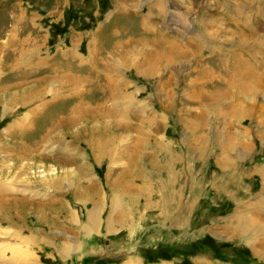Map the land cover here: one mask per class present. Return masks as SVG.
Listing matches in <instances>:
<instances>
[{"label": "rangeland", "instance_id": "rangeland-1", "mask_svg": "<svg viewBox=\"0 0 264 264\" xmlns=\"http://www.w3.org/2000/svg\"><path fill=\"white\" fill-rule=\"evenodd\" d=\"M0 264H264V0H0Z\"/></svg>", "mask_w": 264, "mask_h": 264}, {"label": "bare ground", "instance_id": "bare-ground-1", "mask_svg": "<svg viewBox=\"0 0 264 264\" xmlns=\"http://www.w3.org/2000/svg\"><path fill=\"white\" fill-rule=\"evenodd\" d=\"M156 41V40H155ZM151 44V43H150ZM166 48H164V50H159V52L157 51V52H155L156 50H152L149 54H147V58H145V59H147V60H151V61H158V60H160L161 59V57H168V54H167V52H166ZM75 53V52H74ZM74 55V54H73ZM173 57H174V55H172ZM171 56V57H172ZM25 57V56H24ZM146 57V56H145ZM75 59V58H74ZM162 60V59H161ZM157 64V63H156ZM59 66L60 65H58L57 66V68L55 69V70H59L58 72H61L62 70L61 69H59ZM70 66V65H69ZM154 67V66H153ZM245 72H247V71H245ZM104 75V74H103ZM98 77H101V75H98V73L97 74H95V73H93V72H91L89 75H86L85 73L82 75V73H81V75L80 76H72V75H69V74H65L64 76H60V75H57L56 74V77L55 78H53V79H51V80H49L48 79V77L47 78H43V79H40L39 81H38V84H37V86H39L40 84L39 83H43V82H45L46 83V85L45 86H41V90L40 91H38V92H36V93H34V92H30L29 94H28V96H26L27 98H32V97H35V95H37L36 97H41V95H43L44 93H46L47 92V94H48V92L50 93V92H53L54 93V95H61L60 94V92L61 91H65L66 90V87H71V89L73 90V91H75V93L77 92L78 94L82 91V90H84V88L87 86V84H92V83H90V82H92L93 81V84H95V79L96 78H98ZM51 78V77H50ZM105 78V77H104ZM100 81V80H99ZM111 81V84H109L108 85V83H107V85H108V87H114L113 86V84H112V80H110ZM35 83H37V82H35ZM54 83H57V84H54ZM115 83V82H114ZM231 83V82H230ZM229 83V84H230ZM245 83L247 84V81L245 80ZM92 84V85H93ZM246 84H244V83H242V84H240L241 86H242V88H244V87H247V85ZM102 85V84H101ZM100 85V86H101ZM105 85H106V83H105ZM49 86H51L52 88H50V89H48L49 88ZM80 89H82V90H80ZM93 89H94V87H93ZM247 89H251L249 86L247 87ZM95 90V89H94ZM94 90H92V91H94ZM113 91H115L114 90V88L112 89ZM31 91V90H30ZM115 93L116 92H114L113 93V96H115ZM89 94H92V93H89ZM74 95V94H73ZM75 96H77V95H75ZM78 97V101L80 102V98H79V95L77 96ZM113 98V97H112ZM118 98V97H117ZM123 98V97H122ZM23 100H25L26 98L25 97H23L22 98ZM37 99V98H36ZM39 99V98H38ZM20 100V99H19ZM40 100H41V98H40ZM122 100V99H121ZM76 101V100H75ZM36 102V101H35ZM85 102V101H84ZM108 102V101H107ZM114 103H116V101H114L113 100V103H112V105L111 106H113V105H115ZM43 104V103H42ZM118 104V103H117ZM40 105V104H39ZM76 105V104H75ZM82 105H83V103H82ZM106 105V104H105ZM99 106H100V104H99ZM101 107V106H100ZM38 108H40V106L38 107ZM76 108H78V107H75V108H73V110H70V113L69 114H71V115H73V111H75V109ZM84 108H85V105H84V107L82 108L83 110H84ZM87 108V107H86ZM85 108V109H86ZM36 109V108H35ZM101 109V108H100ZM78 110V109H77ZM72 111V112H71ZM87 111V110H86ZM90 112V111H89ZM35 113V112H34ZM75 114H76V111H75ZM80 114V113H79ZM85 113H83L82 114V116L84 115ZM86 116V115H85ZM69 117V116H68ZM71 117V116H70ZM70 117H69V119H70ZM73 117V116H72ZM71 117V118H72ZM56 118H57V116L55 117V121L53 122V123H56V125L54 126L53 124V126L54 127H52V128H50L49 129V131H48V133L49 134H47L48 135V138L47 139H52V134H51V132H53V131H56V129H60V128H62L63 127V125L64 126H66L65 125V123L64 124H62L63 123V118H67V116H63V117H61V119L59 120L61 123H59L58 124V122H57V120H56ZM76 118H78V116H76ZM72 120V119H71ZM76 121V120H75ZM64 122H67L68 123V120H64ZM77 122V121H76ZM75 122V123H76ZM23 123H25V121H23ZM22 125V124H21ZM24 125V124H23ZM50 125V124H49ZM48 125V126H49ZM23 127V126H22ZM53 129V130H52ZM46 138V137H45ZM97 142V141H96ZM103 144V143H102ZM104 148V147H103ZM100 149V148H99ZM105 149V148H104Z\"/></svg>", "mask_w": 264, "mask_h": 264}, {"label": "crops", "instance_id": "crops-1", "mask_svg": "<svg viewBox=\"0 0 264 264\" xmlns=\"http://www.w3.org/2000/svg\"><path fill=\"white\" fill-rule=\"evenodd\" d=\"M155 144H156V145H157V144L160 145L159 142H158V143H155ZM156 145H155V146H156ZM140 146L143 147V146L141 145V143H139V147H140ZM128 150L134 152V151L131 150V148L129 147L128 149L125 148L124 150H122V154L124 155V154H126V153H132V152H129ZM140 150H142V149H140ZM140 150H139V151H140ZM107 152H109L108 149H107Z\"/></svg>", "mask_w": 264, "mask_h": 264}]
</instances>
